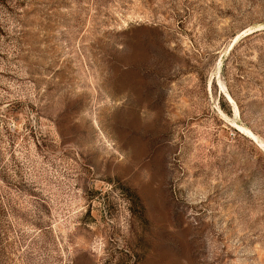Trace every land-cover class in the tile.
Returning a JSON list of instances; mask_svg holds the SVG:
<instances>
[{"label":"rangeland","instance_id":"rangeland-1","mask_svg":"<svg viewBox=\"0 0 264 264\" xmlns=\"http://www.w3.org/2000/svg\"><path fill=\"white\" fill-rule=\"evenodd\" d=\"M0 264H264V0H0Z\"/></svg>","mask_w":264,"mask_h":264},{"label":"bare ground","instance_id":"bare-ground-1","mask_svg":"<svg viewBox=\"0 0 264 264\" xmlns=\"http://www.w3.org/2000/svg\"><path fill=\"white\" fill-rule=\"evenodd\" d=\"M252 32V31H251ZM250 32V33H251ZM233 46V45H232ZM224 96L226 97V99L229 101V103L234 107L235 111H237V113H239V108L237 103L235 102L234 98L232 97V95L229 93V91L227 90V88L225 87V91H224ZM240 127V126H239ZM240 129L242 130L243 127H240Z\"/></svg>","mask_w":264,"mask_h":264}]
</instances>
